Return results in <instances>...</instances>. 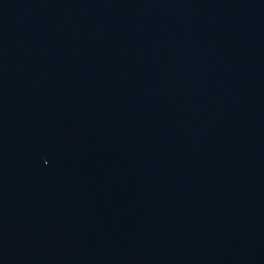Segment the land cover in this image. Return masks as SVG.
<instances>
[{
    "label": "water",
    "instance_id": "95a60500",
    "mask_svg": "<svg viewBox=\"0 0 264 264\" xmlns=\"http://www.w3.org/2000/svg\"><path fill=\"white\" fill-rule=\"evenodd\" d=\"M155 103L264 230V0H91Z\"/></svg>",
    "mask_w": 264,
    "mask_h": 264
}]
</instances>
